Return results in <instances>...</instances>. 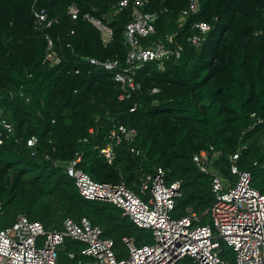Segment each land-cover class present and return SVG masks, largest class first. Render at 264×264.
Segmentation results:
<instances>
[{
  "label": "trees",
  "instance_id": "16d2710c",
  "mask_svg": "<svg viewBox=\"0 0 264 264\" xmlns=\"http://www.w3.org/2000/svg\"><path fill=\"white\" fill-rule=\"evenodd\" d=\"M118 1L0 0V111L13 127L7 133L0 126V228L19 214L46 230L61 229L66 217L84 216L114 241L115 250L123 249L125 235L136 245L150 243L151 231L136 226L121 209L79 194L65 172L77 153V168L91 179L123 180L136 193L141 172L161 167L167 183L182 182L176 217L187 207L201 213L214 201L210 177L192 160L201 150L217 152L214 166L228 177V156L239 151L238 167L250 172L252 186L264 193V0H198L197 12L180 28L178 16L188 0H150L146 11H167L156 20L155 32L140 38L141 45L177 31L174 39L182 51L162 70L154 61L137 70L140 89L125 100L117 98L120 87L112 74L84 59L125 60L130 9L117 10ZM72 3L81 15L88 12L112 27L109 45L81 17L71 19ZM41 9L54 20L47 27L36 24ZM201 21L212 27L193 46L187 38L197 32L192 24ZM46 35L62 56L54 67L43 63ZM115 125L135 129L136 137L116 146L109 164L99 148ZM30 136L37 137L35 155L25 143ZM132 145L141 155L130 152ZM207 222L203 217L201 223ZM82 247L70 239L62 245L67 253Z\"/></svg>",
  "mask_w": 264,
  "mask_h": 264
},
{
  "label": "built area",
  "instance_id": "2783aa9c",
  "mask_svg": "<svg viewBox=\"0 0 264 264\" xmlns=\"http://www.w3.org/2000/svg\"><path fill=\"white\" fill-rule=\"evenodd\" d=\"M149 2H117V10L130 9V20L124 29V43L127 46L124 61L84 58L95 68L112 74L113 80L120 87L117 96L119 100L128 99L139 91L140 83L135 79L137 70L151 61L156 62L158 69L162 70L165 61L179 57L182 51L181 45L174 39L177 31L166 33L162 40L150 45H141L140 38L153 34L156 20L167 11L166 8L146 11ZM198 5V0H188L186 7L179 13L178 28L186 23L191 14L197 12ZM67 13L72 20L81 17L94 27L104 46L112 42L113 29L100 17L88 12L81 15L74 3L68 6ZM35 15L36 24L42 27L54 22L53 19L47 20L44 9ZM211 25L205 21L194 22L192 27L197 32L188 36L187 40L197 46L202 40V34L211 30ZM61 60L54 39L46 35L43 63L54 67ZM151 92L157 93L158 88H152ZM136 107L135 103L130 111ZM0 126L7 133L13 130L1 111ZM89 132L92 133L91 128ZM135 137V129L115 125L109 131L105 145L99 148V153L111 164L115 147L122 143L131 144ZM2 141L0 137V143ZM25 143L32 148L30 155H35L33 147L37 137L30 136ZM129 150L135 156L141 155V151L133 145ZM209 150L212 152L205 149L193 154L192 160L202 173L210 177L214 201L201 213L187 207L185 214L179 217L173 214L175 201L181 195L182 182L175 180L167 183L166 173L161 167L149 173L141 172L136 193L123 180L111 183L91 179L77 168L81 158V154L77 153L65 165V172L74 180L79 194L88 200L115 205L136 226L151 231V242L136 245L133 237L125 235L121 238L123 249L115 250L114 241L104 237L103 229L93 225L87 217H80L79 220L66 217L61 229L46 230L39 221L19 214L11 225L0 228V264H56L57 250L66 239L83 244L77 253L66 252L72 264H264V193L252 186L250 172L238 167L239 151L228 156V177L214 166L218 153L211 148ZM203 217L208 221L205 224L201 223Z\"/></svg>",
  "mask_w": 264,
  "mask_h": 264
},
{
  "label": "water",
  "instance_id": "95a60500",
  "mask_svg": "<svg viewBox=\"0 0 264 264\" xmlns=\"http://www.w3.org/2000/svg\"><path fill=\"white\" fill-rule=\"evenodd\" d=\"M56 264H72L69 255L65 252V250L62 247L57 250ZM84 264H95V263H84Z\"/></svg>",
  "mask_w": 264,
  "mask_h": 264
},
{
  "label": "rangeland",
  "instance_id": "374dc122",
  "mask_svg": "<svg viewBox=\"0 0 264 264\" xmlns=\"http://www.w3.org/2000/svg\"><path fill=\"white\" fill-rule=\"evenodd\" d=\"M0 219H1V215H0Z\"/></svg>",
  "mask_w": 264,
  "mask_h": 264
}]
</instances>
